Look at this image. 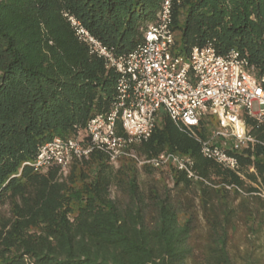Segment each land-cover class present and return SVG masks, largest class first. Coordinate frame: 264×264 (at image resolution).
Masks as SVG:
<instances>
[{
    "label": "trees",
    "instance_id": "obj_1",
    "mask_svg": "<svg viewBox=\"0 0 264 264\" xmlns=\"http://www.w3.org/2000/svg\"><path fill=\"white\" fill-rule=\"evenodd\" d=\"M162 1L0 0V264H264V125L251 119L259 143L233 153L237 173L204 158L163 114L140 154L190 156L202 179L170 168L172 189L143 186L135 163L116 168L98 151L66 176L26 165L40 145L75 137L116 99L118 74L65 14L125 53ZM172 29L179 54L215 42L220 54L236 49L264 70V0H183Z\"/></svg>",
    "mask_w": 264,
    "mask_h": 264
},
{
    "label": "built area",
    "instance_id": "obj_2",
    "mask_svg": "<svg viewBox=\"0 0 264 264\" xmlns=\"http://www.w3.org/2000/svg\"><path fill=\"white\" fill-rule=\"evenodd\" d=\"M182 1L163 0L156 20L143 30L142 41L125 53L104 45L74 16L65 14L91 55L118 74L116 99L110 112L95 115L85 127L76 126L75 137H55L40 145L27 166L37 172L60 168L66 176L74 162L88 160L98 151L116 168L126 160L140 170L173 168L189 180H202L190 156L168 151L151 158L140 154L164 114L200 144L204 158L240 171L233 153L259 143L247 120L257 128L264 125V70L236 49L220 54L215 42L193 47L188 56L174 53L173 10ZM214 117L217 125L210 122ZM202 126L205 137L199 133ZM260 196L264 198V192Z\"/></svg>",
    "mask_w": 264,
    "mask_h": 264
},
{
    "label": "rangeland",
    "instance_id": "obj_3",
    "mask_svg": "<svg viewBox=\"0 0 264 264\" xmlns=\"http://www.w3.org/2000/svg\"><path fill=\"white\" fill-rule=\"evenodd\" d=\"M174 53H178L177 48L174 49ZM210 122L213 125H217L218 123L217 117L210 118ZM140 182L143 186L146 187H149L151 184H156L160 188L162 187L163 184L167 185L169 189H172L174 187L173 180L171 179L169 170H165V171L153 170L152 172L149 173L144 169H142L140 170Z\"/></svg>",
    "mask_w": 264,
    "mask_h": 264
}]
</instances>
